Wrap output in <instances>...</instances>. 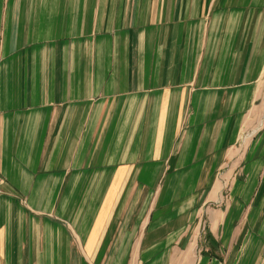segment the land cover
Returning a JSON list of instances; mask_svg holds the SVG:
<instances>
[{"label":"crops","instance_id":"1","mask_svg":"<svg viewBox=\"0 0 264 264\" xmlns=\"http://www.w3.org/2000/svg\"><path fill=\"white\" fill-rule=\"evenodd\" d=\"M0 264H264V0H0Z\"/></svg>","mask_w":264,"mask_h":264}]
</instances>
